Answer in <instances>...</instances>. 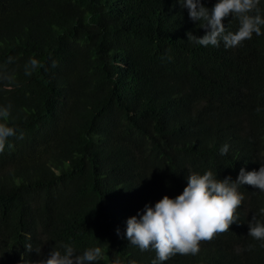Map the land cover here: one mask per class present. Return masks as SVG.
I'll return each instance as SVG.
<instances>
[{
	"label": "trees",
	"instance_id": "trees-1",
	"mask_svg": "<svg viewBox=\"0 0 264 264\" xmlns=\"http://www.w3.org/2000/svg\"><path fill=\"white\" fill-rule=\"evenodd\" d=\"M201 23L175 0H0V123L16 130L0 152V264H38L62 243L100 247L96 264H152L126 239L129 218L189 174L234 182L264 165V27L204 47L187 39ZM238 191V223L162 264H264L248 236L264 192Z\"/></svg>",
	"mask_w": 264,
	"mask_h": 264
},
{
	"label": "clouds",
	"instance_id": "clouds-1",
	"mask_svg": "<svg viewBox=\"0 0 264 264\" xmlns=\"http://www.w3.org/2000/svg\"><path fill=\"white\" fill-rule=\"evenodd\" d=\"M175 2L187 8L190 20L202 22L200 28L205 30L202 37L187 33L188 41L197 45L219 47L223 42L225 48H233L250 40L253 34H262L261 0H217L211 9L203 6L202 0ZM229 17L238 20L239 27L235 33L227 31L223 23ZM30 65L33 69L40 67L36 60H31ZM9 108L0 107V120L8 118ZM15 132L13 127L0 123V152L4 150L7 138ZM227 152L228 145H224L220 154L226 155ZM242 185L264 192V165L258 171L245 172L241 168L234 182L231 177L218 180L211 171L203 175L189 174L182 194L175 199L164 196L152 207L145 205L143 214L138 213L139 219L133 216L127 220L126 239L142 252L153 249L156 258L152 264H162L177 254L196 255L201 242L212 241L217 234L228 232L232 224L238 223L236 212L244 200L238 188ZM248 236L264 241V223L254 215L248 223ZM24 247L26 252L33 251L31 243ZM103 255L100 247L77 254L71 244L62 243L54 246L38 264H96Z\"/></svg>",
	"mask_w": 264,
	"mask_h": 264
}]
</instances>
